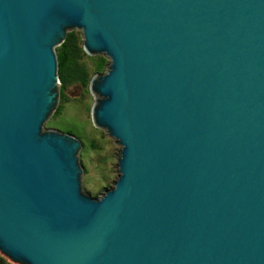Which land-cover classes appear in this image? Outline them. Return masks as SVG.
<instances>
[{
    "label": "water",
    "instance_id": "water-1",
    "mask_svg": "<svg viewBox=\"0 0 264 264\" xmlns=\"http://www.w3.org/2000/svg\"><path fill=\"white\" fill-rule=\"evenodd\" d=\"M80 29L119 177L43 126ZM0 251L18 264H264V0H0Z\"/></svg>",
    "mask_w": 264,
    "mask_h": 264
},
{
    "label": "rangeland",
    "instance_id": "rangeland-1",
    "mask_svg": "<svg viewBox=\"0 0 264 264\" xmlns=\"http://www.w3.org/2000/svg\"><path fill=\"white\" fill-rule=\"evenodd\" d=\"M68 31H76L81 37L83 46L82 31L77 28ZM99 56L106 59L107 63L103 70L96 72L94 71L95 60ZM81 61L90 69L92 77L87 83L76 80L65 86H62V83L58 85L53 113L43 129L67 132L81 140L82 145L77 152L79 163L84 169L81 173V187L83 192L93 198H100L108 189L115 186L120 174L121 146L108 131L100 130L93 118L96 97L91 87L92 79L108 70L110 58L105 53L88 54L86 52ZM59 106L60 111L57 113ZM0 255L10 264H18L1 251Z\"/></svg>",
    "mask_w": 264,
    "mask_h": 264
},
{
    "label": "trees",
    "instance_id": "trees-1",
    "mask_svg": "<svg viewBox=\"0 0 264 264\" xmlns=\"http://www.w3.org/2000/svg\"><path fill=\"white\" fill-rule=\"evenodd\" d=\"M59 60V76L62 86L76 80L87 83L92 77L90 69L81 61L86 55L82 46L80 35L76 31H70L64 42L57 47ZM94 71L100 72L106 66V59L97 57ZM60 111V106L57 113ZM0 264H10L8 260L0 255Z\"/></svg>",
    "mask_w": 264,
    "mask_h": 264
}]
</instances>
